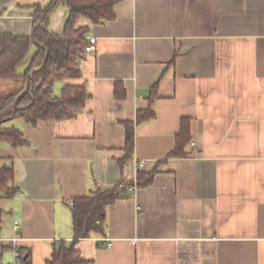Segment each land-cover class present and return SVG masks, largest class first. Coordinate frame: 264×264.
I'll use <instances>...</instances> for the list:
<instances>
[{
  "label": "crops",
  "instance_id": "0c3cea01",
  "mask_svg": "<svg viewBox=\"0 0 264 264\" xmlns=\"http://www.w3.org/2000/svg\"><path fill=\"white\" fill-rule=\"evenodd\" d=\"M47 1L0 0V31L29 33L28 5ZM114 13L76 24L96 38L78 62L85 105L69 118L5 123L27 143H0L18 188L0 194L3 258L19 247L29 264H48L54 245L72 240L70 200L141 171L152 182L107 207L105 234L76 242L83 264H264V0H120ZM66 16L58 5L49 30L60 34ZM148 106L154 118L135 123ZM185 117L191 154L168 157ZM125 122L134 148L120 164Z\"/></svg>",
  "mask_w": 264,
  "mask_h": 264
},
{
  "label": "trees",
  "instance_id": "16d2710c",
  "mask_svg": "<svg viewBox=\"0 0 264 264\" xmlns=\"http://www.w3.org/2000/svg\"><path fill=\"white\" fill-rule=\"evenodd\" d=\"M120 0H48L46 3H31V29L29 33L19 34L0 31V80H14L19 86L13 91L0 94V143L11 146L25 145L22 132L5 123L14 118L35 124L39 119H63L75 115L90 97L85 83L77 81L80 71L77 67L83 57L87 43V26H76L81 16L94 23L111 20L115 17L114 6ZM58 5L67 8L62 32L55 34L49 30L52 12ZM33 47L34 50L32 49ZM28 62L19 73L18 67ZM64 80L58 94L53 93V85ZM158 83H154L149 96V104L156 97ZM114 96H124L120 82L114 84ZM154 110L148 106L136 112L135 123L154 118ZM191 141L190 121L181 119L180 128L175 136L174 146L168 157H186L191 154L187 146ZM134 148L133 122H125L124 156L119 163H125ZM153 172L137 171L134 180H119L113 186L102 189L97 187L90 194L70 200L72 240L60 241L54 245L48 264H83L85 259L76 247V242L91 235L105 234L106 209L117 199L124 197L128 187H144L153 180ZM13 168L0 167V194L2 197L14 196L18 188L13 186ZM21 264H29L17 247Z\"/></svg>",
  "mask_w": 264,
  "mask_h": 264
},
{
  "label": "built area",
  "instance_id": "2783aa9c",
  "mask_svg": "<svg viewBox=\"0 0 264 264\" xmlns=\"http://www.w3.org/2000/svg\"><path fill=\"white\" fill-rule=\"evenodd\" d=\"M96 44V38L95 37H88L87 38V43L84 46L83 52L84 53H92L96 50L95 47ZM77 67L79 68V66L77 65ZM191 145H193V143H191ZM139 167L143 166V161H138L137 162ZM135 190L134 186H130L128 187V191L129 192H133ZM137 208H140L139 206ZM17 224L16 222L14 223V229H17ZM103 243L105 246H108L110 244L109 239L108 238H103ZM0 264H21V260H20V255L19 252L17 250V247H14L12 249V256L10 257V259H4L3 258V254L0 251Z\"/></svg>",
  "mask_w": 264,
  "mask_h": 264
},
{
  "label": "rangeland",
  "instance_id": "374dc122",
  "mask_svg": "<svg viewBox=\"0 0 264 264\" xmlns=\"http://www.w3.org/2000/svg\"><path fill=\"white\" fill-rule=\"evenodd\" d=\"M33 50H34V48H33ZM27 59H28V57H27ZM26 59V60H27ZM1 82H0V94H5V93H7V92H10V91H13L14 89H11L10 87L12 86V84H10L11 86H8V84H6V86L4 87L3 86V84H1V83H3L5 80H0ZM6 83H8L7 81H6ZM59 83H60V81H57L56 82V85H55V91L58 89V85H59ZM14 124H16V123H18L17 121H14L13 122Z\"/></svg>",
  "mask_w": 264,
  "mask_h": 264
}]
</instances>
